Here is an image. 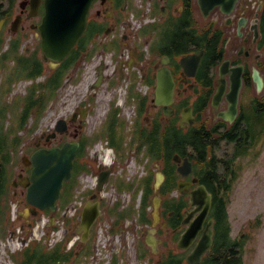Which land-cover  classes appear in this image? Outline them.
Listing matches in <instances>:
<instances>
[{"label": "flooded vegetation", "instance_id": "obj_1", "mask_svg": "<svg viewBox=\"0 0 264 264\" xmlns=\"http://www.w3.org/2000/svg\"><path fill=\"white\" fill-rule=\"evenodd\" d=\"M145 1L149 4L146 13L135 6V0H94L86 29L77 45L64 60L53 65L51 60L44 58L39 29L45 13V0H0V104H4L5 99L10 97L18 82L27 81V91L30 85H43L50 77L57 80L54 82H59L61 75L67 76L71 70L76 76L81 68H86L85 63L93 58L96 49L110 52L114 65L106 78L107 60L101 59L95 65V78L88 86L84 103H78L64 117L67 121L66 130L57 131L53 138L47 140V136L55 132L54 123L53 130L35 138L33 150L23 156V167L12 181L14 196L26 197L27 187L21 184V179L31 173L32 153L40 147L55 145L52 141L57 137L80 143L74 167L79 153L84 151L85 172L92 176V179H87V201L99 200L102 213L93 224L89 240L83 242L79 239L75 242L77 244L73 246L72 262L76 256L87 253L95 229L103 218L110 219L111 226L125 224L135 235L136 245L141 239L152 253L146 236L150 230L155 229L158 254L165 251L166 254H181L186 263L188 254L204 235L210 233L209 230L212 231L213 240L210 253L217 240L227 236L233 238L228 211L232 190L241 170L251 165L254 143L252 131L244 124L250 116V105L258 117L264 112V86L259 91L253 78L254 67L260 70L264 78V3L259 4L254 19L252 0H238L232 13H224L220 7H216L208 16L204 14L198 0ZM216 13L222 15V18L216 17ZM144 14L145 17H151V20L142 22L135 29L134 18H142ZM255 24L259 31L257 37ZM137 34L144 38L145 45L136 38ZM84 38V49L68 62ZM255 51L260 57H255ZM225 60H229L231 67L243 64V84L238 112L233 121L221 115L229 110L228 94L233 91L230 74L225 75L227 85L223 98L218 105L213 104L220 83L221 64ZM102 61L105 62L104 80L108 81L107 90L113 94L112 99L116 96L119 84L112 77L118 73L120 81L127 77L132 79L127 85L122 106L131 105L133 112L129 113L131 124L126 126L123 117H113V107L103 130L110 147L106 151L109 163L103 159L104 154L96 152L104 164H94L87 156L93 144L88 141L83 149L82 146L89 139L86 138V123L94 108L95 98L97 100L99 65ZM164 68L170 72L174 81V97L168 105L171 114L165 113L164 105L155 103L159 70ZM15 71L23 73L15 75ZM139 78V84L144 83L146 89L138 85ZM19 99L23 107L25 101ZM188 108L192 110L193 123L183 119V112ZM263 121L261 119L259 124L262 125ZM146 133H151L156 146L171 150L168 144L174 149V152L171 150L172 162L167 163L165 158H154L147 144L140 150V136ZM117 141H123V144L112 145ZM94 151L90 154H94ZM135 155L140 156V162H144V171L140 174L131 169L125 170ZM176 156L180 160H176ZM186 158L187 173H183L180 167ZM158 170L164 174V178L156 190ZM100 176L107 179L102 188L98 189ZM156 195L161 199L158 220L152 213ZM125 200L127 203H123ZM146 201L151 203L144 219L143 205ZM118 202L121 203L119 207ZM121 210L126 211L124 220L117 218ZM46 211L49 210L43 212ZM190 228L195 230V237L188 248L182 249L178 244L179 239ZM206 256H203L200 263ZM161 261L162 257L152 264Z\"/></svg>", "mask_w": 264, "mask_h": 264}, {"label": "rangeland", "instance_id": "obj_2", "mask_svg": "<svg viewBox=\"0 0 264 264\" xmlns=\"http://www.w3.org/2000/svg\"><path fill=\"white\" fill-rule=\"evenodd\" d=\"M264 0H252L253 3V18L256 17V12L259 4ZM135 6L142 9L146 13L149 4L145 0H135ZM134 18L135 29L140 26L142 22L151 20V17ZM216 17L222 18V15L216 13ZM136 38L145 45L144 38ZM96 51V52H95ZM93 58H90L85 63L86 68H81L79 73L75 76V72L71 70L63 81L61 88L50 98L48 104L38 120V124L34 131H31L32 125L35 124L34 112L29 118L28 123L24 128H17L14 120L18 121L19 116L16 112H9L7 114L6 123L10 128H15L18 136H21L20 143L17 150L14 151L13 161L9 166V179L7 180V188L5 194L1 196L0 204V264H17L16 259L21 258L22 252L28 246L43 245L48 249L61 244L67 246L66 251L72 246H76L75 242L80 239L75 235L76 226L80 222V212L78 208L82 202L84 206L87 202V190L89 188L87 179H92L90 173L82 171L77 177V183L73 190V200L64 208H59L55 212L57 220L53 228L47 226L49 222L51 211H41L37 215H29L24 217L19 214L25 208L29 207L25 196L15 197L13 194L12 181L17 176L19 170L23 167L22 158L28 155L34 148L35 138H38L43 133H48L54 128L56 120L66 117L72 112L74 107L82 102L84 103L87 96V89L90 82L95 78V65L101 59L107 60V70L105 71V78L111 74L113 70V63L111 62L110 52H103L96 49ZM102 53V55H101ZM255 57H260V54L255 51ZM83 71L85 73L83 74ZM118 73L112 77L114 81L119 83L117 85L116 96L107 90L108 81L99 86L96 90V97L94 100V108L92 113L88 116L86 123V138L94 137L96 134H102L105 122L110 116L113 107H119V116L126 121V126L131 124V117L129 113L133 112V107L129 104L122 106L123 98L126 93L127 85L132 82L128 77L123 80H118ZM75 76V78H72ZM140 77V76H139ZM142 89H146L143 83L140 85V78L137 81ZM27 81L18 82L12 91L10 97L6 102L13 101V103L20 101V97L26 95L28 90ZM13 88V86H12ZM121 99L120 104L118 101ZM250 115V130L253 135V148L251 151V165H248L241 170L240 177L235 183L232 190V199L229 204V215L232 225V236L234 239H239L241 243L240 250L243 254L244 264H264V121L259 124V120H264V112L262 116L258 117L249 107ZM18 125V123H17ZM66 138L57 137L52 141L53 144L65 141ZM108 144L104 136H100L95 143L89 148L87 156L92 163H102L103 159L100 154H107ZM97 150V151H94ZM94 154H90L93 152ZM99 152L100 154L98 155ZM132 153V152H131ZM86 156V155H85ZM99 158V159H98ZM140 156L135 155L131 165L125 166V170L137 171L138 174L144 171V162H140ZM86 161V160H85ZM105 161H109V155L105 157ZM109 163V162H108ZM123 164H127L124 162ZM155 167V165H154ZM130 172L133 175V172ZM20 191V189H19ZM114 200H116L114 198ZM123 202V201H122ZM123 203H127L125 200ZM59 204V202H58ZM80 210V212H79ZM79 212V213H78ZM110 219L103 218L99 226L95 229L94 236L88 245L89 254L84 256H76L75 261H67L62 264H152L159 260L162 255H166V251L161 254L152 253L146 249V245L140 239L138 245L134 242L135 235L128 230L125 224L119 226H111ZM101 228V229H100ZM72 237L70 240H68ZM73 239V243L70 241ZM145 253L144 257L139 254ZM163 255V256H164Z\"/></svg>", "mask_w": 264, "mask_h": 264}, {"label": "water", "instance_id": "obj_3", "mask_svg": "<svg viewBox=\"0 0 264 264\" xmlns=\"http://www.w3.org/2000/svg\"><path fill=\"white\" fill-rule=\"evenodd\" d=\"M94 0H45V13L39 26L42 36V50L44 51L45 60H51L53 65L64 60L72 51L80 37L83 35L88 21V14ZM238 0H198V3L204 14L208 16L210 12L220 7L224 13H232ZM255 28V37L259 35L257 24ZM241 33V31H240ZM104 61L99 65V78L97 86L104 82ZM243 64L237 67H231L229 60H225L221 64L219 87L214 95L213 104L218 105L226 90L227 78L226 74H230L233 91L228 94L229 110L222 112L225 119L231 121L237 115L239 94L243 84ZM253 78L260 91L264 86V78L257 67H254ZM174 97V81L173 77L167 69L159 70L158 88L156 92L155 103L165 106V113L171 114L168 105L173 101ZM84 116H87L84 114ZM183 119L193 123L194 117L191 108L183 112ZM67 121L64 118L55 122V132L47 136L50 140L56 135V132H64L66 130ZM80 147L78 141H65L61 145H53L51 147H40L31 155V163L33 165L31 173L21 179V184L27 187L26 200L31 205L20 211L19 214L28 217L36 215L40 210L49 209L53 212L47 226L54 227L56 223L55 212L58 210V200L60 199L64 183L72 177L75 158ZM180 160L179 156L175 157ZM188 163L187 158L184 165L180 167V171L187 173L185 164ZM164 174L161 171L157 173L155 189L161 185ZM106 177L100 176L98 189H101L106 181ZM160 197L154 198L153 216L156 220L160 218ZM100 201L88 200L85 204L79 226L75 234L81 236V240L86 242L89 240L90 231L95 220L101 215ZM203 236L196 247L187 256L190 264H199L203 256L208 255L212 245V231ZM155 229L148 232L146 236L147 243L151 246L153 253L158 254V241L154 235ZM195 230L188 229L179 239V247L186 249L192 243L195 237ZM72 237H70L71 239Z\"/></svg>", "mask_w": 264, "mask_h": 264}, {"label": "trees", "instance_id": "obj_4", "mask_svg": "<svg viewBox=\"0 0 264 264\" xmlns=\"http://www.w3.org/2000/svg\"><path fill=\"white\" fill-rule=\"evenodd\" d=\"M84 40L81 41L80 46L72 52L70 57L68 58V62L75 59L82 49H84ZM23 71H15L16 74H22ZM65 79V75H61V78L58 80L59 82H54L57 80L52 79L50 77L48 81H46L43 85L39 86H31L28 90V93L22 97V101H25V105L21 107L18 102L14 104L6 103L0 104V204H1V196L5 194V189L7 188V180L9 179V166L10 163L13 161L14 151L17 150V146L20 143L21 136H18L15 128H10V126L6 123L7 121V114L9 112H16L19 116L18 121H15V125L17 128H24L25 125L28 123L29 118L37 112L35 116V124L32 125L31 131H34L37 122L42 116L48 101L55 95V91L57 87L63 83ZM12 87L9 89L11 91ZM20 101V99H18ZM120 108L116 107L114 109L113 117H119L117 113H119ZM34 116V115H33ZM261 120V119H260ZM259 120V121H260ZM250 116L247 118L244 126L249 128L250 124ZM124 125L126 121L123 120ZM18 123V125H17ZM126 127V126H125ZM105 134H96L94 137H90L89 139L85 140L82 149L86 146L88 141L91 144H94L95 141L100 137L104 136ZM162 142L163 140L160 139ZM140 150L144 145H149L151 149V153L154 158L160 160L165 158L166 162H172V149L168 144H166L169 149L171 150H164L160 146H156L155 142L152 138L151 133H146L140 136ZM123 144V141H120L112 145L120 146ZM85 155L84 151L79 153L78 159L75 163L74 167V175L73 178L69 181H66L64 184V188L62 190L61 197L59 199V208H64L73 200V190L77 183L78 174L82 171L86 170V162H85ZM144 181H142L143 185ZM150 201H146L143 205V212H144V219H146V210L150 205ZM120 202L117 203V206H120ZM133 210H135V204H133ZM121 213L118 215V219L124 220V216L126 215L125 210H121ZM230 230V227H229ZM241 243L239 239H234L232 237H225L216 241V244L213 248V251L210 255L206 256L202 263L200 264H244L243 254L240 250ZM142 252L139 254L140 257H144L145 253ZM90 252L87 251L86 255ZM21 258L16 259L17 264H62L64 262L70 261L72 256H74V247L70 251H66L61 244H58L50 249L43 245H35L31 247L25 248L22 252H20ZM158 264H188L184 260V256L181 254L169 252L168 254L162 257V261Z\"/></svg>", "mask_w": 264, "mask_h": 264}]
</instances>
